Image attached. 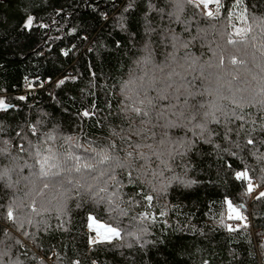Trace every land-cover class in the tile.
Segmentation results:
<instances>
[{
  "label": "trees",
  "instance_id": "16d2710c",
  "mask_svg": "<svg viewBox=\"0 0 264 264\" xmlns=\"http://www.w3.org/2000/svg\"><path fill=\"white\" fill-rule=\"evenodd\" d=\"M262 88L264 0H0V264H264Z\"/></svg>",
  "mask_w": 264,
  "mask_h": 264
},
{
  "label": "snow or ice",
  "instance_id": "6c2138e0",
  "mask_svg": "<svg viewBox=\"0 0 264 264\" xmlns=\"http://www.w3.org/2000/svg\"><path fill=\"white\" fill-rule=\"evenodd\" d=\"M209 2H210V0H200V4H202V5L208 4ZM215 2L217 4H219L220 0H215ZM205 14L208 17H212L214 15V13L212 11H207ZM24 26H25V28H31L33 26V18L32 17H28ZM242 31L243 30H238L237 31V36H240L242 34ZM249 31H250V29H249ZM227 43L231 44V45H235L237 43V40L236 39H230V40L227 41ZM65 55H67V53H65ZM217 55L219 57L217 67H221V66H223V64L225 62L224 52L221 50L219 53H217ZM228 59H229V62L232 63V64H236V63L239 62L238 58L235 57V56H231ZM60 83L63 84L64 81H60ZM262 91H264V88H262ZM7 107L8 106L4 103V101L0 100V109L6 110ZM136 111L139 112L140 109L137 108ZM89 114H90L89 112H84L83 113L84 116H88ZM253 143H254L253 140H249L248 141V144H253ZM74 159L79 160L80 158L79 157H74ZM104 159L107 160L108 157L105 156ZM47 163H48L47 158H44V159H42L40 161V172L38 174L40 176H45V177L49 176L50 174L53 175V176H58L59 175L58 172H51L50 173L46 169L45 166L47 165ZM53 166L55 167L54 164H53ZM82 167L91 168L93 166L85 163V164L82 165ZM75 170L77 172H79L81 170V166H77L75 168ZM234 175H235V178L237 180L246 182V192L248 194H250V193H252L254 191V187H258L259 186V185H255V186L253 185V183L251 181V177L249 176L248 172L245 171V170L236 171L234 173ZM44 187L47 188L48 184L45 183ZM100 191L103 192V191H106V189H101ZM97 196H99V193H97ZM261 198H264V192H260L259 196L257 197V199H261ZM146 199L147 200H151L152 197L148 196V197H146ZM227 204H228L230 212L237 213V216H236L237 219H244V217L242 215H239V208L233 207L231 200H228ZM0 215H6V218L8 220H18V218L14 216V210L11 207L5 209L3 212H0ZM90 220L92 221V224L94 225L95 231L98 233V236H100V237H102L104 239H109L112 236H119L120 235L119 230L117 228L111 226L110 224L101 223V222L97 221L95 217H90ZM229 228H230V226H229ZM95 242H96V240L94 239L93 243H95Z\"/></svg>",
  "mask_w": 264,
  "mask_h": 264
},
{
  "label": "rangeland",
  "instance_id": "374dc122",
  "mask_svg": "<svg viewBox=\"0 0 264 264\" xmlns=\"http://www.w3.org/2000/svg\"><path fill=\"white\" fill-rule=\"evenodd\" d=\"M92 226L94 227V225L92 224ZM92 234V241L95 239L96 241H101V240H104V238H102V237H100V236H98V233L95 231V232H92L91 233ZM112 237H114V236H112ZM111 237V238H112ZM111 238H109V239H111ZM117 240V239H116Z\"/></svg>",
  "mask_w": 264,
  "mask_h": 264
},
{
  "label": "built area",
  "instance_id": "2783aa9c",
  "mask_svg": "<svg viewBox=\"0 0 264 264\" xmlns=\"http://www.w3.org/2000/svg\"><path fill=\"white\" fill-rule=\"evenodd\" d=\"M28 95H29V91L25 89V91L23 92L22 97L26 98ZM258 190H260V189H257V190L255 191V193H257Z\"/></svg>",
  "mask_w": 264,
  "mask_h": 264
}]
</instances>
